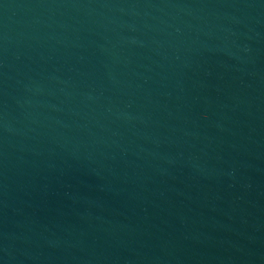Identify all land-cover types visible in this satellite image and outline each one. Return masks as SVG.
I'll return each instance as SVG.
<instances>
[{"label": "water", "instance_id": "1", "mask_svg": "<svg viewBox=\"0 0 264 264\" xmlns=\"http://www.w3.org/2000/svg\"><path fill=\"white\" fill-rule=\"evenodd\" d=\"M0 264H264V0H0Z\"/></svg>", "mask_w": 264, "mask_h": 264}]
</instances>
